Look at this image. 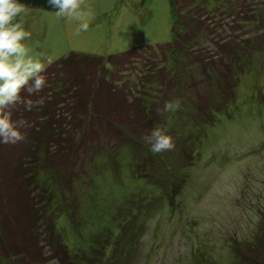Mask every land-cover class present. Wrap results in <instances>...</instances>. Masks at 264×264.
<instances>
[{
  "label": "rangeland",
  "instance_id": "374dc122",
  "mask_svg": "<svg viewBox=\"0 0 264 264\" xmlns=\"http://www.w3.org/2000/svg\"><path fill=\"white\" fill-rule=\"evenodd\" d=\"M255 3L259 4L253 14L259 23L244 27L245 20L241 25L245 39L259 43L260 50L252 57L254 68L239 78L235 99L226 106L228 113L209 119L215 108L210 102L204 109L196 110L192 103L174 112L165 132H171L175 146L161 160L149 159V153L128 139L93 144L80 162L81 186L75 183L68 192L74 207H80L78 225L64 203L55 207V199L50 208L54 233H49L51 246L46 245L43 253L59 245L78 246L79 238L84 244L76 247L72 261L50 259L45 264H79L87 250L92 255L100 250L90 241L94 236L104 245L102 264L110 256L117 264H240L235 248L258 242L264 247V0ZM84 6L91 10L89 28L79 34L77 23L57 18L55 10L25 6L24 26L31 33L25 44L30 54L42 53L49 64L71 51L105 56L171 40L168 0H84ZM142 69L138 62L121 76L134 80ZM172 94L167 90L162 98ZM195 98L207 101L208 95ZM151 101L148 107L153 106ZM148 107L145 110L151 111ZM164 161L172 166L183 163L172 175L173 190ZM142 165L145 178H136L134 171ZM147 202L152 209L142 212L143 221L133 222L129 215L138 206L145 209ZM117 215L131 224H144L139 239L138 229L116 222ZM121 225L128 227L127 232L118 230ZM112 240L117 244L113 246Z\"/></svg>",
  "mask_w": 264,
  "mask_h": 264
},
{
  "label": "trees",
  "instance_id": "16d2710c",
  "mask_svg": "<svg viewBox=\"0 0 264 264\" xmlns=\"http://www.w3.org/2000/svg\"><path fill=\"white\" fill-rule=\"evenodd\" d=\"M168 1L172 15L170 41L105 56L71 51L46 64L43 73L46 84L39 93L31 96L26 91L21 93L22 98L34 102L42 98L43 104L35 105L31 111L23 104L16 105L12 119L27 122L21 129L26 139L17 144L0 143V264H20V261L21 264H45L50 259L62 261L63 258L72 261L76 247L84 244L80 238L78 246L59 245L58 249L43 253L46 245L51 246L49 233L51 236L54 233L53 227L50 228V208L55 199L58 200L55 207L64 203L68 216L78 225L80 207H74L75 201L69 198L68 192L75 183L81 186L84 171L80 162L84 152L91 150L96 142L106 145L117 138L123 143L128 139L149 153V159H160L169 151L152 154L144 136L155 127L165 131L174 116L173 113H166L169 117L161 115L157 104L161 107L165 101L179 99L180 109L193 103L197 110L210 102L215 108L209 119L228 113L239 78L251 72L252 57L260 50L259 43L245 39V28L242 30L241 25L245 20L244 27L249 22L259 23L253 14L258 0H249L251 7L246 4L247 0ZM20 2L54 10L47 0ZM138 62L143 66L139 78L123 79L121 75H125L128 67ZM167 90H173V97L162 98ZM201 93L208 95L207 101L196 100ZM144 94L146 99L142 98ZM149 99L152 107H148ZM147 107L151 111H146ZM164 162L173 190L172 175L183 163L174 167ZM144 169L142 165L134 171L135 177L144 179ZM174 196L175 192L171 197ZM143 207L138 206L128 217L133 222L142 220V212L151 210L153 205L147 202ZM116 222L138 229L135 237L139 239L142 222L131 224L118 215ZM89 224L90 221L86 225ZM124 225L117 227L118 230L122 227L127 232L128 227ZM99 240L95 236L90 238L100 250L93 252L94 255L87 250L88 256L81 255L79 264H102L104 245ZM112 243L117 244L113 240ZM251 245L235 248L237 261L264 264V247L259 242ZM107 259L110 263L105 264L118 263L111 256Z\"/></svg>",
  "mask_w": 264,
  "mask_h": 264
},
{
  "label": "clouds",
  "instance_id": "9594fccd",
  "mask_svg": "<svg viewBox=\"0 0 264 264\" xmlns=\"http://www.w3.org/2000/svg\"><path fill=\"white\" fill-rule=\"evenodd\" d=\"M57 18L78 25L76 33L89 28L91 10H85L84 0H47ZM25 5L20 0H0V143L17 144L26 139L21 131L27 124L23 119L13 120L12 109L23 104L28 111L35 105H42L43 99L33 101L22 98L26 91L29 96L39 93L46 84L43 73L46 64L43 54L32 56L25 44L31 33L24 26ZM181 108L179 99L165 101L160 114L174 113ZM152 154L171 151L174 141L171 135L159 127L144 136Z\"/></svg>",
  "mask_w": 264,
  "mask_h": 264
}]
</instances>
